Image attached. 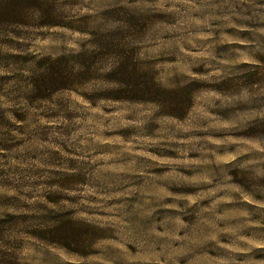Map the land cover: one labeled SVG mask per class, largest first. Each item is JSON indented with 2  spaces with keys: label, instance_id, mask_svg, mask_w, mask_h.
Masks as SVG:
<instances>
[{
  "label": "rangeland",
  "instance_id": "rangeland-1",
  "mask_svg": "<svg viewBox=\"0 0 264 264\" xmlns=\"http://www.w3.org/2000/svg\"><path fill=\"white\" fill-rule=\"evenodd\" d=\"M0 264H264V0H0Z\"/></svg>",
  "mask_w": 264,
  "mask_h": 264
}]
</instances>
